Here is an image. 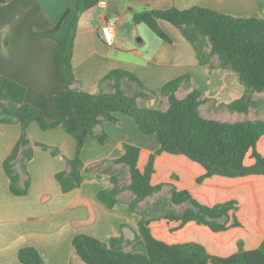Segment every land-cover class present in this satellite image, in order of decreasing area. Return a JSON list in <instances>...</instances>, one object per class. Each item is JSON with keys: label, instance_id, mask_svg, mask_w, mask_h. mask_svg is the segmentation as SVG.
Segmentation results:
<instances>
[{"label": "trees", "instance_id": "16d2710c", "mask_svg": "<svg viewBox=\"0 0 264 264\" xmlns=\"http://www.w3.org/2000/svg\"><path fill=\"white\" fill-rule=\"evenodd\" d=\"M8 1L0 0V7ZM100 1L76 0L74 8L68 9L54 28L39 33L59 45L54 63L62 86L55 96V121H47L41 109L26 102L24 85L0 75V125L21 126L20 137L3 163L11 192L17 196L29 192L30 177L23 188L18 187L13 162L21 155L32 159L28 129L33 122L43 130L61 126L76 142L69 168L56 173L62 191L68 193L82 186L84 171L93 172L105 162L85 167L82 151L89 137L105 144L108 132L102 128L96 133L95 129L108 121L117 122L115 113L121 112L134 118L142 133L155 134L159 148L151 151L125 144L121 157L107 161L127 167L131 182L119 185L118 176L112 174L114 186L99 190L98 200L113 209L120 193L129 189L135 194L130 203L135 211L145 198L170 187L172 203L189 202L197 210H166L150 218L144 212L135 241L143 244L146 253L125 251L123 233L108 242L77 234L72 240L70 264H264V120L205 118L200 106L207 98L199 89L194 88L184 98L177 96L182 83L190 80L188 75L161 88L160 94L169 103L166 110L138 105L139 98L149 100L157 93L125 70H113L103 78L102 83L112 92L94 94L75 88L72 60L79 19ZM69 17L67 32L59 37L61 25ZM133 20L145 23L169 42L171 38L159 22L171 23L193 45L201 64H212L217 56L219 67L235 72L246 92L228 104L230 111L248 112L254 102L253 92L264 90V18L236 17L196 5L186 9L148 8L134 13ZM51 152L58 151L52 148ZM75 205L86 207L88 217L73 224L95 222L96 213L88 199L80 198ZM158 207L163 205L156 203L153 209ZM18 259L22 264H47L34 246L21 248Z\"/></svg>", "mask_w": 264, "mask_h": 264}, {"label": "crops", "instance_id": "0c3cea01", "mask_svg": "<svg viewBox=\"0 0 264 264\" xmlns=\"http://www.w3.org/2000/svg\"><path fill=\"white\" fill-rule=\"evenodd\" d=\"M102 1L104 7L98 4L79 19L72 60L75 88L94 94L112 92L107 83H102L103 78L113 70H125L135 74L148 89L157 93L149 100L139 98L138 105L166 110L169 103L160 94L161 88L170 80L188 75L190 80L182 83L177 96L184 98L194 88L199 89L203 98H207L200 106L201 114L205 105L208 109L212 105L211 111L215 105L228 108L229 103L246 92L235 72L218 66L217 56L212 58V64H201L194 47L174 25L164 20L159 22L171 42L160 37L147 41L142 35L145 30L134 22L133 15L148 8L186 9L200 5L236 17L264 18V0ZM75 3L76 0H9L0 7V75L24 85L26 102L41 109L47 121H55L58 117L55 96L62 86V79L54 58L59 45L55 39L44 38L39 33L54 28ZM70 18L62 23L59 37L64 36L62 32L66 34L64 25ZM107 20L116 22L115 38L110 43L106 42L101 31ZM115 115L117 122L108 121L95 129L96 133L102 128L108 132L106 143L101 144L96 137H89L82 151L85 167H96L105 162L93 172L84 171L82 186L68 193L62 191L56 173L69 168L68 160L76 151L74 138L61 126L50 130H43L36 122L29 126L28 147L32 148L33 158L27 160L21 155L13 165L19 185L24 186L29 177L31 185L29 193L17 196L10 190L11 181L3 163L20 137L21 126L0 125V264H22L18 252L26 246L36 247L47 264H70L72 240L80 234L70 222L78 217H81L79 220L88 217L86 207L75 205L80 198L88 199L94 208L96 220L93 226L99 217L116 218L106 221V232L92 236L108 242L110 237H118L126 230L137 231L142 216L140 207L145 200L132 211L130 203L135 194L125 189L118 196L116 206L108 209L98 200L97 193L114 186L112 174L118 176L119 185L130 184L128 168L107 161L121 157L125 144L156 151L159 143L155 134L142 133L131 116L121 112ZM52 148L57 149L56 155L52 154ZM120 217H127L130 222H123ZM43 223L48 224L47 230L50 231L41 232ZM61 226L65 228L64 232L60 231Z\"/></svg>", "mask_w": 264, "mask_h": 264}, {"label": "rangeland", "instance_id": "374dc122", "mask_svg": "<svg viewBox=\"0 0 264 264\" xmlns=\"http://www.w3.org/2000/svg\"><path fill=\"white\" fill-rule=\"evenodd\" d=\"M69 22L70 21H67L65 23V25H64L65 30H67ZM140 25H142L141 26L142 29L145 30V32L142 33V35L147 41L151 40L152 37H154L156 39H160L159 36H157L145 23H142ZM62 35H65V32H62ZM252 96H253L254 102L250 106V110L248 112H232V111H230L229 108H227V106H224V105H219V106L215 105V109L211 111L212 105H211L210 109H208V106L205 105L202 108V114L204 116H207V117L217 118V119L229 121V122H237V121H243V120H247V119H249V120H256V119L264 120V90L254 91ZM213 107H214V105H213ZM56 154L57 153H55L53 155H56ZM19 184L20 183L18 182V184H17L18 187H20V188L24 187L23 185H19ZM21 196H24V195H21ZM170 197H171L170 187H165L161 191L155 192L152 195L148 196L147 198H145L143 206L140 207L141 215L145 214L146 218H150L153 216H157L166 210L174 211L176 213H183L187 210H193V211L197 210L189 202H183L182 204H174L171 202ZM156 203H160V205H163V208L158 207V208H156V211H155L153 209V206ZM44 218H46V220L48 219V217H44ZM78 218L80 219L81 217H78ZM109 218L116 220L115 217H99L98 223L95 224L94 226H93V224H91V225L73 224V221H71L72 223L70 222V224L73 225L75 227V229H77L78 232H80V233H85V234H89V235H94V234L99 235V233L106 232V230L108 228L106 225V221H108ZM120 220H123V222H130L127 219V217H120ZM44 226H45V223H43V228H41L43 230L41 232L50 231V230H47L48 224H46L45 227ZM64 229L65 228L63 226H61L60 231L64 232ZM136 232L137 231L133 232L130 230H126L123 232V235L126 238L125 251L146 253L147 251H146L145 247L143 246V244L142 243L138 244L137 241H135ZM142 239L143 238H140L141 242L143 241Z\"/></svg>", "mask_w": 264, "mask_h": 264}, {"label": "built area", "instance_id": "2783aa9c", "mask_svg": "<svg viewBox=\"0 0 264 264\" xmlns=\"http://www.w3.org/2000/svg\"><path fill=\"white\" fill-rule=\"evenodd\" d=\"M102 7L105 6L104 1H100L99 3ZM116 25L115 20H107L104 22V24L101 27V31L103 33V37L106 40V42L110 43L114 41L115 33H114V27Z\"/></svg>", "mask_w": 264, "mask_h": 264}]
</instances>
